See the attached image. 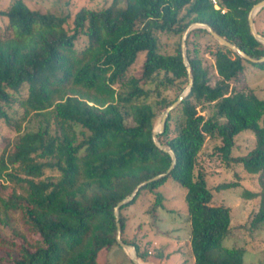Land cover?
<instances>
[{
	"label": "trees",
	"instance_id": "trees-1",
	"mask_svg": "<svg viewBox=\"0 0 264 264\" xmlns=\"http://www.w3.org/2000/svg\"><path fill=\"white\" fill-rule=\"evenodd\" d=\"M261 1L219 0L222 12L210 0H113L106 9L82 8L72 27L69 13L31 9L24 0L0 10L11 31L0 38V114L16 136L4 139L0 149V186L7 189L6 195L0 193V221H7L9 212H20L31 232L42 238L33 251L21 246L9 264H100L104 253L122 247L115 209L138 186L170 169L173 158L157 146L154 132L166 109L189 87L190 77L189 94L158 135L176 154L177 165L120 209L122 239L146 261L140 246L124 236L122 211L143 191L155 193L157 205L163 206L157 190L172 179L185 190L194 264H244L245 248L225 245L231 209L213 204L206 175L196 173V166L207 138L220 140L217 152L223 161L259 177L260 191L250 194L260 198L251 225L256 230L264 226V97L252 86H232L249 64L264 70V62L252 63L222 45L212 53L213 83L199 51L194 55L189 48L191 35L210 32L196 28L189 33L191 72L182 42L175 53L164 54L158 35L182 38L191 25L202 23L261 59L264 43L252 34L249 22ZM81 37L89 43L78 50ZM141 54L145 62L138 79L129 73ZM149 83H157L155 101L143 86ZM173 87L180 91L173 101L161 96L160 88ZM199 107L211 108L210 116ZM7 109L21 111L20 120ZM243 132L253 135L254 144L245 155L233 157L236 137Z\"/></svg>",
	"mask_w": 264,
	"mask_h": 264
},
{
	"label": "rangeland",
	"instance_id": "rangeland-1",
	"mask_svg": "<svg viewBox=\"0 0 264 264\" xmlns=\"http://www.w3.org/2000/svg\"><path fill=\"white\" fill-rule=\"evenodd\" d=\"M24 1L31 9L60 14L69 13L71 15L70 27H72L76 13L82 8L102 10L110 7L113 2V0ZM12 2L13 0H0V10H7ZM257 15L255 17V20L257 18L256 29L264 31V9ZM10 34L8 20L0 17V38ZM158 36L160 51L164 54L175 53L178 43L183 39V37L167 33H159ZM88 43L86 37H81L77 41L76 47L78 50H83ZM220 46H222L220 42L205 33L198 32L196 35H191L189 39L190 51L192 54L196 49L199 51L198 56L208 70L213 83L216 81V71L212 53L217 51ZM144 62L145 54H141L129 75L142 79ZM163 76L162 74L160 79ZM143 86L152 93L150 101H155L158 98L157 83L143 84ZM232 86L236 90L252 86L258 94L264 97V70L249 64L245 74L241 75ZM159 91L161 96L168 101H173L180 94L176 87L172 89L160 88ZM198 109L202 115L206 116H210L212 112V109L208 107L204 110L201 107ZM7 111L9 114H13L18 121L20 120L21 111L17 114L9 109ZM127 122L132 124L130 119ZM25 125L24 123L22 127L24 128ZM15 137L14 130L6 124L0 114V149L4 147V139L13 140ZM253 144L254 137L251 133L239 134L236 137V146L232 156L245 155ZM220 145V140L207 138L206 144L198 156L196 173L201 171L205 173L208 186L214 195L213 204L231 209V234L225 245L245 248L244 264H264V226L256 230L251 225L254 214L259 209L260 198H251L250 194L260 191L259 177L248 174L240 164H228L223 161L217 152V147ZM1 184L11 186L8 185V182L2 181ZM227 184L234 186L226 189L224 185ZM157 192L164 196L163 206L157 205L155 193L143 191L134 205L122 211V215L126 219L125 238L129 242L138 244L141 252L146 253V261L140 260L142 264H194L190 247L191 228L185 190L178 182L169 179ZM0 193L6 195L7 189L0 186ZM1 219L4 220L5 216L1 215ZM5 222L8 224L6 225ZM41 242L42 238L31 232L20 212H9L8 220L0 221V264H9L11 257L18 256L21 246L33 251ZM132 256V250L114 246L101 256L100 264H131Z\"/></svg>",
	"mask_w": 264,
	"mask_h": 264
},
{
	"label": "water",
	"instance_id": "water-1",
	"mask_svg": "<svg viewBox=\"0 0 264 264\" xmlns=\"http://www.w3.org/2000/svg\"><path fill=\"white\" fill-rule=\"evenodd\" d=\"M262 9H264V0L259 2L258 4H256L251 13H250V17H249V22H250V28H251V32L252 34L255 36V38L257 40H259L260 42L264 43V36L261 35L255 26V17L257 15L258 12H260ZM196 28H203V29H207L210 34L218 41L220 42L223 46H226L227 48H229L230 50L236 52L237 54H239L242 58L252 62V63H259V62H264V57L261 59L258 58H253L251 56H249L246 52L242 51L237 45L229 42L228 40H226L225 38L221 37L219 34H217L210 26L206 25V24H202V23H196L191 25L187 31L184 33L183 35V39H182V51H183V56H184V62L188 68V71L191 72V67H190V62L189 59L187 57V39L189 36V33ZM193 85V78L190 77V85L187 88V90L179 97V99L169 108L166 109L165 114L162 117V121L160 126L155 130L154 132V141L157 144L158 147H160L161 149H163L165 152H168L169 154H171L172 158H173V163L170 167V169L168 170L167 173L165 174H161L157 177H155L154 179H151L147 182H144L143 184H141L140 186L137 187V189L135 190V192L133 193L132 196H130L129 198L123 200L121 203H119V205L116 207L115 209V214L117 217V221H118V235H117V241L118 243L125 249L127 250H132L133 251V256H132V260L134 262V264H142L138 258L137 255V251L135 246L133 245H129L124 243L123 239H122V227L120 224V215H119V211L120 209L129 204L130 202H132L135 197L138 195V193L140 192V190L142 189V187L146 186L148 183L165 178L167 175H169L176 167L177 165V156L174 153V151L170 148H167L166 146H163L160 141L158 140V135L163 133L165 131L166 128V123L168 120V117L171 113V111H173L175 108L178 107V105L182 102V100L189 94V91L191 90V87Z\"/></svg>",
	"mask_w": 264,
	"mask_h": 264
},
{
	"label": "built area",
	"instance_id": "built-area-1",
	"mask_svg": "<svg viewBox=\"0 0 264 264\" xmlns=\"http://www.w3.org/2000/svg\"><path fill=\"white\" fill-rule=\"evenodd\" d=\"M214 6L215 9L220 10V4H219V0H210ZM222 12H225V9H221Z\"/></svg>",
	"mask_w": 264,
	"mask_h": 264
}]
</instances>
